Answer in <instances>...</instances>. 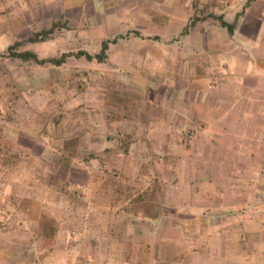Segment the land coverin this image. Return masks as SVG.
Returning a JSON list of instances; mask_svg holds the SVG:
<instances>
[{"label":"rangeland","instance_id":"rangeland-1","mask_svg":"<svg viewBox=\"0 0 264 264\" xmlns=\"http://www.w3.org/2000/svg\"><path fill=\"white\" fill-rule=\"evenodd\" d=\"M245 1L0 0V264H188L217 225L252 223L240 208L198 216L189 185L226 161L259 179H215L216 190L264 193V164L230 167L233 149L254 147L253 117L215 118L233 140L246 136L242 148L219 126L208 151L203 127L208 111L236 102L239 84L226 76L238 63L256 68L250 42L264 0L231 32L216 18L231 23ZM16 42L14 53L66 57L59 66L13 57ZM103 42V62L80 54L97 55Z\"/></svg>","mask_w":264,"mask_h":264},{"label":"crops","instance_id":"crops-1","mask_svg":"<svg viewBox=\"0 0 264 264\" xmlns=\"http://www.w3.org/2000/svg\"><path fill=\"white\" fill-rule=\"evenodd\" d=\"M235 2H231L230 6ZM245 2L247 3L246 6L242 5L240 9L236 11L237 13H235V18L231 22L234 23V26L235 20H237L239 17L242 16L243 18L247 12H253L251 8L255 4L254 2H256V0H247ZM254 11H257V13H264V1H262L257 6V10ZM222 12H225V9ZM222 12L213 14L214 16H217L222 14ZM145 14L150 17L152 16L148 12H146ZM226 15L228 16V14L220 16H222L224 20ZM136 16L137 15H135V17ZM240 29L242 28L240 27ZM254 29V36L258 37V41H256V39L254 40V43H250L253 44V49H251V51L254 53L253 56L257 62L256 68H254V64L250 66L245 65V67L248 66V71L247 68H242L240 63H238V67L241 70L237 74L231 75L230 73V75L226 76V79L229 83H231L232 80H235V82L239 84V95L236 98V102L231 107L223 108V112H221L219 109H211L210 111H208L207 114L213 115V117L208 118V120H210L203 126H207L208 129L205 130H208V132L210 133V135H208L210 146L208 145V143H206L207 150L209 151L210 149H213L215 142V140L213 139L214 135L212 133H215V130L219 126L222 127V133L225 135L224 140L226 141L229 138L233 140L230 136H228L229 133L227 134V132H229L228 127L219 123L218 121H215L216 117H235L236 115H238L245 117V120L247 117H253L252 120L255 123L248 124V129H250V131L253 132L254 135H248L247 137H244H246V141H248L251 145L254 144V147L253 149L249 150V153L247 152V150H244V153H240L239 151H236V149H233L234 154L232 156L233 161L230 163L231 168H234L236 164H239V162L242 164L247 162L250 165L256 164L258 162H260L261 165L264 164V157L257 152V149H263L264 151V18H262L259 23L257 20ZM252 32L243 33L242 30H240L239 34L247 36L251 35ZM108 45L109 44H107V46ZM240 48L244 49V51H240L245 53L246 47ZM241 56L244 58H242ZM239 58H241L240 60H242L243 64H246L249 61L248 57H245L244 55H242V53L240 54ZM245 124L246 121L244 123V126ZM243 138L242 136H239L233 141L238 142L237 144H239V147L242 148L243 146L240 143ZM211 139L213 140L211 141ZM225 146L227 147V145ZM208 158H210L209 155ZM206 163L217 164V162H210V160H208ZM222 163L225 165L224 170L226 171L223 172L221 168L219 169V167L215 165L214 175H207L204 172H200L201 174H197L195 176V180L189 183L192 207L196 209L198 216H201L199 215V213L201 214L203 213V211L208 212L213 210L240 208L241 211H244L247 214H249V212L255 213V216L253 217L254 219L251 224L249 223V221H242L241 219L238 220L237 223L234 224V229H231V231L229 227L224 228L223 226L217 225L216 231L214 230L212 232V236L208 239L209 247L208 250H206L207 252L203 251L198 252L197 254L196 252H192L190 262L188 264H264V204L262 203V197L264 196V193L262 191H256L251 195L249 193L242 192L241 189H238L239 187L232 190L226 187L227 181L232 182L234 180H237L240 182V179L242 178L258 180L259 175H241V173H239V171L237 170L228 172V162L224 161ZM218 169L219 171L216 172ZM216 173L218 174V176H215ZM215 179L225 181L226 188H220L216 190L214 188ZM201 182L204 183L205 186L210 185L213 188V191L211 192L209 188L204 189V187H201ZM227 192H232V194L229 195ZM182 195L184 194L182 193ZM229 196H231V198L233 197L234 199L239 198L240 201L238 205L234 204L238 201H235L233 199V204H228L226 202V199ZM252 199L256 202L252 204H243L244 201L250 202V200ZM9 218L10 216L7 215L5 219ZM214 223L217 224V222ZM213 226H215V224H213ZM238 236L239 238H237Z\"/></svg>","mask_w":264,"mask_h":264},{"label":"trees","instance_id":"trees-1","mask_svg":"<svg viewBox=\"0 0 264 264\" xmlns=\"http://www.w3.org/2000/svg\"><path fill=\"white\" fill-rule=\"evenodd\" d=\"M216 18L219 20L220 24L223 27H225L227 30H229V32L232 31L234 23L229 24V23L225 22L221 16L216 17ZM38 40H40V34L39 33H35L32 37H30L28 39V41L32 42V43H34V42H36ZM20 44H21V42H16L13 45L9 46L7 48V53L9 55L13 56V57H19V58H22L24 60L32 59V60H34V61H36V62H38L40 64H43L45 62H51L52 64H54L56 66H59L60 64H62L64 62V58L66 57L65 55H62L59 59L38 60L37 56L34 53H32V52H28V51L22 52V53H16V52L14 53V52H12V50L16 46H19ZM107 44H108V42H103L102 45H101L100 52L97 55H95V56H90V55H88L87 53H84V52L80 53V54H83L88 60L95 59L98 62H103L105 60V58H106Z\"/></svg>","mask_w":264,"mask_h":264},{"label":"built area","instance_id":"built-area-1","mask_svg":"<svg viewBox=\"0 0 264 264\" xmlns=\"http://www.w3.org/2000/svg\"><path fill=\"white\" fill-rule=\"evenodd\" d=\"M0 188H2V192L0 193V196L2 197V199H5L8 195V192L4 190L3 184H0Z\"/></svg>","mask_w":264,"mask_h":264}]
</instances>
